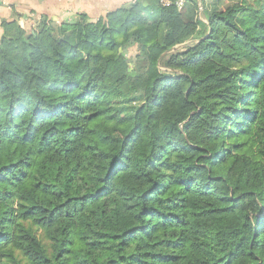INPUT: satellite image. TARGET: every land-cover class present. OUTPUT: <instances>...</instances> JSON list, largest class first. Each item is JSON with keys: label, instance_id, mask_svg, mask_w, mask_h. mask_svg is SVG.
Here are the masks:
<instances>
[{"label": "trees", "instance_id": "obj_1", "mask_svg": "<svg viewBox=\"0 0 264 264\" xmlns=\"http://www.w3.org/2000/svg\"><path fill=\"white\" fill-rule=\"evenodd\" d=\"M163 1L1 22L0 264H264V0Z\"/></svg>", "mask_w": 264, "mask_h": 264}, {"label": "crops", "instance_id": "obj_2", "mask_svg": "<svg viewBox=\"0 0 264 264\" xmlns=\"http://www.w3.org/2000/svg\"><path fill=\"white\" fill-rule=\"evenodd\" d=\"M135 0H0V24L18 20L23 29L31 30L47 16L57 23L74 22L86 14L93 20L133 3Z\"/></svg>", "mask_w": 264, "mask_h": 264}, {"label": "rangeland", "instance_id": "obj_3", "mask_svg": "<svg viewBox=\"0 0 264 264\" xmlns=\"http://www.w3.org/2000/svg\"><path fill=\"white\" fill-rule=\"evenodd\" d=\"M234 1H237V0H223L224 4H222V5H227V4H230V3L234 2ZM212 2H214V0H209L208 1V3H212ZM182 51H184V49L183 50H178V51H175V52H182ZM135 56H136V50L135 49H132L128 53V57L129 58H135ZM126 91H128V87L126 88Z\"/></svg>", "mask_w": 264, "mask_h": 264}, {"label": "water", "instance_id": "obj_4", "mask_svg": "<svg viewBox=\"0 0 264 264\" xmlns=\"http://www.w3.org/2000/svg\"><path fill=\"white\" fill-rule=\"evenodd\" d=\"M195 43H196V41L186 42L184 44H181V45H178V46L172 48L171 50H169L168 53L175 52V51H178V50H183V49L185 50L186 48H189V47L193 46Z\"/></svg>", "mask_w": 264, "mask_h": 264}, {"label": "built area", "instance_id": "obj_5", "mask_svg": "<svg viewBox=\"0 0 264 264\" xmlns=\"http://www.w3.org/2000/svg\"><path fill=\"white\" fill-rule=\"evenodd\" d=\"M163 3L165 5H170L171 4V1L170 0H164ZM176 5L179 7V9L182 8V6L184 5V0H178L176 2Z\"/></svg>", "mask_w": 264, "mask_h": 264}]
</instances>
